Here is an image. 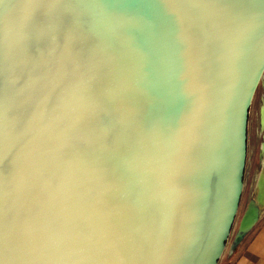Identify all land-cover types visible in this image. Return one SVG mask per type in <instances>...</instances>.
Instances as JSON below:
<instances>
[{"label":"water","instance_id":"1","mask_svg":"<svg viewBox=\"0 0 264 264\" xmlns=\"http://www.w3.org/2000/svg\"><path fill=\"white\" fill-rule=\"evenodd\" d=\"M244 2L66 0L44 5L52 22L39 28L29 23L39 0H0L5 264L18 234L55 237L73 264L219 263L264 74V15L248 39L242 23L246 11L264 13V0ZM125 11L133 16L113 15ZM201 166L216 174L204 192L191 180ZM263 203L264 174L238 238ZM228 204L222 251L213 253Z\"/></svg>","mask_w":264,"mask_h":264},{"label":"snow or ice","instance_id":"2","mask_svg":"<svg viewBox=\"0 0 264 264\" xmlns=\"http://www.w3.org/2000/svg\"><path fill=\"white\" fill-rule=\"evenodd\" d=\"M66 0H39V3L42 7L36 9L30 19L29 23H34L37 26L42 27L48 25L52 22L51 12L44 7L49 3H65ZM210 2L223 5L226 7H230L236 3H242L244 5V0H210ZM152 4H156L155 2H148ZM160 3V0H159ZM247 6V5H246ZM196 16H200L199 9L194 11ZM115 17H131L133 16L132 12H116L113 14ZM167 18H173L174 24L176 21L175 13L167 14L165 13ZM264 15V13H249L248 11L244 12L242 15V23L245 26L247 32V39L250 34L255 33L262 25H255L254 21L259 18V16ZM135 19H142L140 14H135ZM169 24H173L169 19H167ZM173 24V25H174ZM25 50H28L27 46L24 47ZM254 92V86L250 87L248 90V95L245 97L244 105L247 106L251 102V95ZM149 131L152 130V125L148 124L146 126ZM10 161L8 171L11 173L15 170L17 161L14 157L10 155L8 157ZM4 161V130L0 129V185L3 184L5 169L3 166ZM231 178L229 189L230 192L235 195V193L239 190L240 184L236 179V163L233 158L232 167H231ZM213 175H216L210 172L206 166H201L194 168L191 173V180L195 183L198 189L201 192L207 191L209 182ZM232 206L230 204L224 205L219 210V220L216 226V230L214 233V244L212 245L213 253H218L222 251L219 246V241L223 236V232L225 230V225L229 222L232 216ZM247 230V226L241 229V232ZM62 243V242H61ZM55 245V246H53ZM9 250L15 259L10 262V264H73L71 260L65 259L66 252L60 244H57L55 237L48 236H36V235H28V234H18L14 238L9 241ZM4 252H5V235L3 231L2 225H0V264H5L4 261ZM46 257V258H45ZM214 258V255H213Z\"/></svg>","mask_w":264,"mask_h":264},{"label":"rangeland","instance_id":"3","mask_svg":"<svg viewBox=\"0 0 264 264\" xmlns=\"http://www.w3.org/2000/svg\"><path fill=\"white\" fill-rule=\"evenodd\" d=\"M263 119H264V74L260 80V83L256 89L253 97L250 119H249V135H248V148L247 158L244 176L243 194L241 199L240 208L235 219L234 226L231 234L228 238L227 244L223 251L222 257L218 264H230L227 259L222 258L228 257L231 249L235 245H245L251 235L255 232L254 230L264 219V203L259 204L261 210L260 218L257 224L249 230L242 238H238V230L240 226L243 214L251 201H256L257 193L259 190V179L264 174V132H263ZM234 251V250H233ZM233 256V255H232ZM222 260V261H221Z\"/></svg>","mask_w":264,"mask_h":264},{"label":"crops","instance_id":"4","mask_svg":"<svg viewBox=\"0 0 264 264\" xmlns=\"http://www.w3.org/2000/svg\"><path fill=\"white\" fill-rule=\"evenodd\" d=\"M254 231L245 245H235L222 260L230 264H264V219Z\"/></svg>","mask_w":264,"mask_h":264},{"label":"bare ground","instance_id":"5","mask_svg":"<svg viewBox=\"0 0 264 264\" xmlns=\"http://www.w3.org/2000/svg\"><path fill=\"white\" fill-rule=\"evenodd\" d=\"M263 132H264V119H263ZM263 148H264V143H263ZM264 161V159H263Z\"/></svg>","mask_w":264,"mask_h":264}]
</instances>
